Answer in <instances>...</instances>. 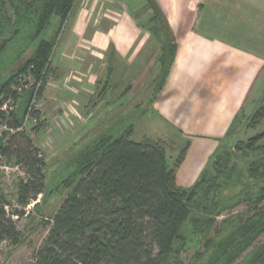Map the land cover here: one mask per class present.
<instances>
[{
  "label": "trees",
  "instance_id": "trees-1",
  "mask_svg": "<svg viewBox=\"0 0 264 264\" xmlns=\"http://www.w3.org/2000/svg\"><path fill=\"white\" fill-rule=\"evenodd\" d=\"M76 2L0 0V120L6 127L0 138V165L11 158L27 174L21 187L23 207L48 196L46 162L22 127L27 108L36 120L39 113L31 99H23L17 112L7 103L20 99V74L36 79V100L42 97L58 40H47V33L59 18L60 34ZM151 22L143 26L159 47V92L178 44L158 16ZM244 112L235 117L210 167L189 188L179 187L176 179L185 148L171 162L160 143L132 140L133 125L120 135L108 131L96 137L71 162L73 170L65 180L70 192L49 222L38 264H264V132L235 141ZM263 121L261 106L246 129H257ZM5 205L0 192V246L17 244L21 237ZM241 206L245 208L238 211ZM14 214L21 218L25 212Z\"/></svg>",
  "mask_w": 264,
  "mask_h": 264
},
{
  "label": "crops",
  "instance_id": "crops-1",
  "mask_svg": "<svg viewBox=\"0 0 264 264\" xmlns=\"http://www.w3.org/2000/svg\"><path fill=\"white\" fill-rule=\"evenodd\" d=\"M157 4V11L150 12L160 18L178 50L147 114L193 137V143L210 136L223 140L261 73L255 60L264 59V0H157ZM114 6L105 0H81L72 29L52 59V70L77 77L75 89L107 77L111 62L120 66L138 59L142 68L155 62L156 39L130 5ZM215 148L203 150L205 156L185 169L193 153L188 151L177 171L179 187L189 188L198 180Z\"/></svg>",
  "mask_w": 264,
  "mask_h": 264
},
{
  "label": "rangeland",
  "instance_id": "rangeland-1",
  "mask_svg": "<svg viewBox=\"0 0 264 264\" xmlns=\"http://www.w3.org/2000/svg\"><path fill=\"white\" fill-rule=\"evenodd\" d=\"M80 2L81 0H77L72 14L59 35L60 19L54 18L52 21L46 39L54 41L58 38L53 54L54 59L58 49L68 37V32L72 29L80 10ZM105 3L120 8L130 5L143 25L147 27L154 24L151 22L154 16L150 11H157V0H146L145 3L142 0H105ZM255 61L261 73L258 74V81L253 88L254 93H251L243 108L245 122L239 134L234 137L235 141H247L264 132V121L257 129H246V123L252 113L264 106V59L258 58ZM140 64L138 59H132L130 63L125 62L120 66L112 63V77L107 85L106 77H100L101 79H98L94 86L84 85L81 90L73 86L77 77L67 71L58 73L52 70L39 100H36V94L40 84H35L36 79L25 74L18 76L21 87L19 88L20 99L16 103L8 102L7 106L11 107V112H17L27 98V100L31 99L33 110L39 113V119L36 120L30 117L31 110L30 107L27 108L22 127L39 148L46 162L44 173L48 196L45 201L43 196H39L36 202L23 207L21 187L27 183L29 178L15 160L11 158L2 160L0 192L5 197L6 209L14 215L13 220L16 222L21 237L17 244L10 242L1 244L0 264H38V254L49 234V222H52L54 214L70 192L66 188L65 180L73 170L71 162L78 153L90 146L96 137L103 133L111 131L120 135L127 126L133 125L132 140L141 142L149 138L160 143L166 148L171 162L177 159L184 148L187 150L186 157L188 151L191 150L193 153L185 169L189 168V164L193 163L194 159L201 158L204 154L203 150L206 149L208 152L212 146L216 145L212 154L206 158L205 168L210 167L211 158L217 152L222 139L219 141L210 136L202 140L197 139L193 143V137L163 126L161 122H157L156 116L151 119V115L147 112L151 101L158 94L156 81L160 70L155 62L143 68ZM144 69L146 72L141 75ZM145 114L147 115L144 116ZM4 124L0 120V138L2 132L6 130ZM244 208L241 206L237 210L242 211ZM16 210L24 211L25 215L21 218L16 217L14 214ZM222 218L224 217H221L219 221Z\"/></svg>",
  "mask_w": 264,
  "mask_h": 264
},
{
  "label": "water",
  "instance_id": "water-1",
  "mask_svg": "<svg viewBox=\"0 0 264 264\" xmlns=\"http://www.w3.org/2000/svg\"><path fill=\"white\" fill-rule=\"evenodd\" d=\"M15 68H17V67H15ZM15 68H14V69H15Z\"/></svg>",
  "mask_w": 264,
  "mask_h": 264
}]
</instances>
